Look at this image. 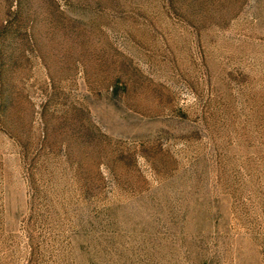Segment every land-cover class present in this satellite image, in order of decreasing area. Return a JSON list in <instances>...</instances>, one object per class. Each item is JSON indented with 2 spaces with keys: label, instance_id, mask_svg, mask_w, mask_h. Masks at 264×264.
<instances>
[{
  "label": "rangeland",
  "instance_id": "obj_1",
  "mask_svg": "<svg viewBox=\"0 0 264 264\" xmlns=\"http://www.w3.org/2000/svg\"><path fill=\"white\" fill-rule=\"evenodd\" d=\"M0 264H264V0H0Z\"/></svg>",
  "mask_w": 264,
  "mask_h": 264
}]
</instances>
